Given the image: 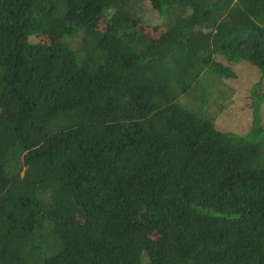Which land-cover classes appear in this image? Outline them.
Here are the masks:
<instances>
[{
  "label": "trees",
  "instance_id": "16d2710c",
  "mask_svg": "<svg viewBox=\"0 0 264 264\" xmlns=\"http://www.w3.org/2000/svg\"><path fill=\"white\" fill-rule=\"evenodd\" d=\"M131 1L0 0V264H264V0Z\"/></svg>",
  "mask_w": 264,
  "mask_h": 264
},
{
  "label": "rangeland",
  "instance_id": "374dc122",
  "mask_svg": "<svg viewBox=\"0 0 264 264\" xmlns=\"http://www.w3.org/2000/svg\"><path fill=\"white\" fill-rule=\"evenodd\" d=\"M138 4L145 8V19L139 20L138 27L143 30L149 29L153 35L159 36L163 32L162 28L157 25L161 22L159 14L149 8L146 2L131 1V7ZM233 68L235 75L222 79L230 86V95L226 101V106L216 113L215 126L223 131L244 134L249 130L253 116L252 86L260 79L261 84L257 90L264 92V75L261 76L259 68L245 58L234 63ZM259 109L261 123L264 125V100L260 102ZM157 236L161 237L162 235H154L155 238Z\"/></svg>",
  "mask_w": 264,
  "mask_h": 264
}]
</instances>
